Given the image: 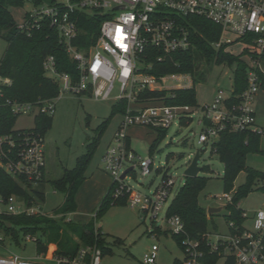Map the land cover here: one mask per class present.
Instances as JSON below:
<instances>
[{
	"label": "built area",
	"instance_id": "1",
	"mask_svg": "<svg viewBox=\"0 0 264 264\" xmlns=\"http://www.w3.org/2000/svg\"><path fill=\"white\" fill-rule=\"evenodd\" d=\"M34 6L31 29L40 21L49 20L57 28L66 52L77 64L79 74L74 79L70 73L58 72L55 57L47 56L44 68L49 77L58 81L59 95L36 102L7 99L5 104L12 115H29L36 122L39 115L54 114L56 102L64 91L107 101L117 89L116 101L126 99L128 105L116 134L117 142L109 146L103 156L105 169L113 178V196L126 195L131 207L143 210L144 220H150V233L154 239L172 236L180 242L184 258L178 264H207L208 252L220 255L216 264H227L231 259L233 264H264V210L255 212L252 230L229 227L228 233L209 230L196 238L187 234L180 215L169 213V206L181 187L175 191L176 177L164 172L161 182L148 193L127 182L128 174L136 166H141L143 176H148L154 164L153 159L142 158L132 148L128 134L132 126L169 129L174 124L184 126L183 119L189 125L197 118L201 127L199 142L204 146H211L224 130L263 131L255 123L253 103L263 89L264 81V0H44ZM83 14L102 17L96 42L85 49L75 44L81 32L79 24ZM191 15L205 17L220 25L221 38L214 46L220 48L228 44L226 51L242 55L248 66L247 88L239 95V102L232 106L226 100L232 96L234 88L229 94L220 88L215 100L209 104L169 105L163 99L141 101L139 98L146 89L193 86L189 73L163 76L150 73L156 62L164 63L172 59L174 53L194 47L191 31L181 20ZM24 25L26 20L21 23ZM228 34L233 38H227ZM237 44L239 49L235 50ZM150 47L158 51L153 59L147 52ZM166 80L180 83L170 87L157 86ZM10 83V78L0 75V108L3 87ZM33 127H15L18 131L12 132L0 130V172L25 185L36 186L46 176L47 150L45 136L32 130ZM129 165L131 167L123 177ZM233 193L234 190L225 192L220 199L231 202ZM1 202L6 205V210L1 213L46 215L35 204L37 200L30 206L17 194L3 196ZM232 224L229 222V226ZM32 239L38 242L37 237L28 233L23 235L20 243ZM5 242V236L0 234V246L6 248ZM159 249V243L152 244L136 264H158ZM104 252L105 247L97 243L81 244L74 254L59 253L56 246L48 245L46 250H39L35 257L27 259L7 249L5 255H0V264H102Z\"/></svg>",
	"mask_w": 264,
	"mask_h": 264
},
{
	"label": "trees",
	"instance_id": "2",
	"mask_svg": "<svg viewBox=\"0 0 264 264\" xmlns=\"http://www.w3.org/2000/svg\"><path fill=\"white\" fill-rule=\"evenodd\" d=\"M25 0H0V37L7 42V47L0 58V75L11 79V83L3 87L0 108V130L1 132L18 131L15 129L17 116L12 115L9 106L5 104L7 99L22 102H36L40 99H52L60 93V85L57 80L49 77L44 68L47 56L52 55L56 59V67L60 73H70L74 79L78 77L77 64L70 58L61 42L58 30L52 26L49 20L40 21L31 29V11L25 13L26 25L21 26L14 18L12 7L24 5ZM34 5L42 3L44 0H30ZM182 22L188 25L194 47L187 51H180L173 54V58L164 63H155L150 73L163 76L171 73H189L193 76V86L189 88H175L170 90L146 89L139 98L141 101L149 99H163L166 104L197 105L195 84L200 82L196 78L195 72L197 62L206 60L211 63L227 62L230 65L236 63L234 91L227 104L232 106L239 102L240 94L247 88V64L242 60V55H236L226 51L228 44H223L220 48L214 46L222 34V27L211 20L191 15L182 17ZM102 17L82 15L80 19L81 32L75 40L80 48L85 49L94 44L97 40ZM147 52L152 59L158 54L155 48H148ZM264 60V55H263ZM264 79V75H263ZM264 89V81H263ZM128 101L121 100L113 105V115L117 110L125 113ZM53 115H39L32 130L41 132L44 136L48 129L53 126ZM106 124V121L103 122ZM103 124V126H104ZM183 125H187V120H182ZM23 130V129H20ZM167 129H158L157 137L151 144L154 150L161 137ZM101 133V131H100ZM261 133L248 129L245 131L224 130L220 133L218 140L211 145L212 152L219 156L224 164V189L226 192L232 191L233 199L225 206L226 217L233 224L229 227L234 230L236 227L244 228L246 216L244 209L240 206V201L251 191L255 190L256 184L264 180V171H259L247 165L246 160L250 153H264L261 149ZM98 138V137H97ZM96 138V139H97ZM130 141V139H129ZM97 141L89 149L88 153L78 157L76 166L72 169L65 167L61 177L52 179L51 183L56 190L65 194L62 205L56 213L63 214L60 218H53L46 215L21 214H0V234L15 243H20L23 235L37 230L41 227L44 233L48 228H52L53 239L49 244L39 243V250H46L48 245L58 242L57 250L62 254H74L80 245L97 243L103 247V238L100 229L94 230L92 223L78 226L79 240L76 241L72 234L65 230V217L67 213L76 211V196L79 188L86 179V169ZM209 165L203 166L202 171H208ZM247 172L246 183L235 188V182L241 171ZM46 177L36 186L23 184L5 172H0V194L8 197L11 194L23 196L28 205H32L37 199L43 201L45 198L44 185ZM208 178L203 175L196 177H186L185 183L180 187L169 206L170 214H178L182 217L187 234L200 238L207 231L210 216L208 209L200 203V194L206 188ZM257 189H260L259 187ZM126 202L127 197L115 198L112 194V185L103 197L95 217L101 216L111 204ZM44 225V226H41ZM65 236L67 238H65ZM39 241V240H38ZM207 264H216L220 259L218 253L207 254ZM227 264H233L231 259Z\"/></svg>",
	"mask_w": 264,
	"mask_h": 264
},
{
	"label": "rangeland",
	"instance_id": "3",
	"mask_svg": "<svg viewBox=\"0 0 264 264\" xmlns=\"http://www.w3.org/2000/svg\"><path fill=\"white\" fill-rule=\"evenodd\" d=\"M34 7L32 1L25 0L24 5L11 9L16 21L22 23L25 20V13ZM226 37L233 38L230 34ZM6 47L7 42L0 37V58ZM234 49H239V45H234ZM236 67V63L232 65L227 62L216 64L199 60L195 72L196 78L200 79V82L195 84L197 104L212 103L220 88L227 90V94H229V90L234 88ZM190 78L193 79V76L191 75ZM178 83L180 82L177 80H166L157 86L170 87ZM263 92L264 89L261 93ZM116 95L117 89L113 92L111 99L103 101L96 100L91 96H79L70 91L62 92L56 102L53 126L45 134L48 169L44 185L45 198L41 201L35 197L37 200L35 204L46 216L53 218L63 216V214L56 213V210L64 202L65 194L56 190L51 180L61 177L65 167L74 168L78 157L88 153L96 140L97 145L86 169V179L76 196L77 209L66 214L65 230L78 241L80 239L77 231L78 226L91 222L94 230L100 229L104 240L103 247H105L102 264H136L144 252L156 242L160 244L157 255L158 264H178L184 258L180 242L172 236L154 239L150 233V220L148 218L144 220L145 213L140 208L131 207L128 202L121 201L111 204L101 216L95 217L96 211L113 181L111 174L105 169L103 156L107 148L114 146L117 142L116 134L124 119V112L120 110H117L113 115L112 107L117 102ZM196 119L189 125L174 124L171 126L161 137L154 150H151V144L158 135L157 130L146 126L130 127L128 134L132 148L142 158L153 159L154 164L151 174L148 176H143L141 166H136L128 174L127 182L141 192L148 193L155 189L161 182L163 173L167 172L177 179L176 191L185 183V170L195 153L202 149L199 163L202 167L209 165V170L200 172V175L208 178L207 186L200 194V203L207 209L209 207L223 208L220 212L210 216L208 228L210 231L228 233L229 221L226 217L227 209L225 207L228 203L220 199L226 192L223 180L224 164L219 156L212 152L211 146H204L199 142L201 127ZM105 121L106 124L103 123ZM35 124V119L32 116L22 115L17 118L15 127L30 128ZM260 146L264 151V134L261 137ZM246 163L254 169L264 171V153H250ZM130 167V165L126 166V169ZM247 178V172L241 171L235 182V188L246 183ZM262 184L263 181H259L255 190L240 201L246 213L244 225L251 230L254 228L251 216L258 210H264ZM258 187L260 189H257ZM2 198L3 195L0 194V213L6 210V205L1 202ZM28 233L37 237L39 241L36 242L32 239L14 244L10 239H6V248L0 246V255H5L8 249L11 253L29 259L39 253V243L49 244L50 239L54 240L51 235L54 234L52 228H48L46 233L41 227ZM65 238L67 237L65 236ZM52 245L59 246L58 242Z\"/></svg>",
	"mask_w": 264,
	"mask_h": 264
},
{
	"label": "water",
	"instance_id": "4",
	"mask_svg": "<svg viewBox=\"0 0 264 264\" xmlns=\"http://www.w3.org/2000/svg\"><path fill=\"white\" fill-rule=\"evenodd\" d=\"M201 151L202 149L197 150L194 157L192 158L189 166L185 170L186 177H196L200 174L202 171V166L200 165V158H201ZM129 171V169L123 174V177L126 175V173ZM222 207H209L208 208V214H215L222 210Z\"/></svg>",
	"mask_w": 264,
	"mask_h": 264
},
{
	"label": "crops",
	"instance_id": "5",
	"mask_svg": "<svg viewBox=\"0 0 264 264\" xmlns=\"http://www.w3.org/2000/svg\"><path fill=\"white\" fill-rule=\"evenodd\" d=\"M262 90L259 91V93L255 96L254 103H253V108H254V111H255V118H256L255 123H256V125L259 128H261L264 131V117H263V112H264V92L261 93ZM47 171H48V169L46 170V176H47ZM111 185L109 186L108 190L110 189ZM240 206L242 207L241 203H240ZM254 214L251 216V219H253Z\"/></svg>",
	"mask_w": 264,
	"mask_h": 264
}]
</instances>
